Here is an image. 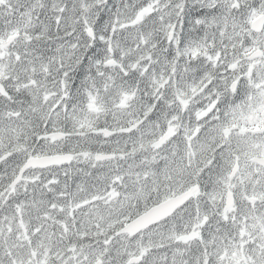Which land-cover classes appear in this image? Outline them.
Wrapping results in <instances>:
<instances>
[{"label":"snow or ice","instance_id":"6c2138e0","mask_svg":"<svg viewBox=\"0 0 264 264\" xmlns=\"http://www.w3.org/2000/svg\"><path fill=\"white\" fill-rule=\"evenodd\" d=\"M0 264H264V0H0Z\"/></svg>","mask_w":264,"mask_h":264}]
</instances>
